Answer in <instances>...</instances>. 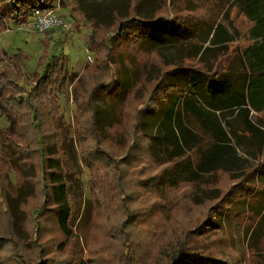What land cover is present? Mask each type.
<instances>
[{
	"label": "trees",
	"instance_id": "trees-1",
	"mask_svg": "<svg viewBox=\"0 0 264 264\" xmlns=\"http://www.w3.org/2000/svg\"><path fill=\"white\" fill-rule=\"evenodd\" d=\"M155 1L157 6L146 18L138 15V0L128 5L127 18L113 12L107 25L119 20L110 37L102 38L105 28L99 20L92 22L93 70L103 79L96 84L90 81L84 91L86 73L92 68L88 65L75 81L74 129L62 120L57 95L68 72L65 55H53L42 73L21 86L22 55L3 53L0 112L8 118L9 129L0 135L10 149L17 186L11 185L0 159V264H115L97 251L83 259L78 248H73L78 241L72 228L69 177L76 160L89 169L99 193L111 190L120 202L115 212L139 227L135 234L126 230L119 264H148V254L164 230L163 208L170 206L169 212L184 202L188 194L183 189L192 192V203L197 201L201 184L208 183L217 171L231 174L238 168L225 165L228 160L235 162L230 156L234 149L216 111L237 110V116H242L250 109L264 110V0H209L223 14H203L202 24L196 22L198 15L189 22L181 13L165 14L169 0ZM76 2L84 12L85 0ZM49 6L50 0H0V32L11 23H25L36 9ZM232 8L250 23L242 36L244 45H231L238 41L229 17ZM62 31L66 30L45 33L58 32L65 41ZM112 42L143 53L184 42L186 57H197L200 66L174 64L152 83L137 60L129 65L120 60L113 70ZM144 92H148V102L138 104L137 99L146 101ZM127 107H133L129 125ZM25 150L31 155L24 156ZM29 167L32 172H26ZM260 168L263 173V166H256L253 173L234 175L236 182L226 195L214 196L217 201L204 210L194 227L186 229L175 255L165 264H231L219 255L210 228H222L220 213L231 209L238 213L245 201L255 202L258 209L264 207V181L254 179ZM25 186H31V192L20 195ZM170 192H178L172 205ZM19 195L15 207L12 199ZM17 213L22 215L19 220ZM17 225L27 234L25 240L17 235ZM26 252L32 262L25 259Z\"/></svg>",
	"mask_w": 264,
	"mask_h": 264
},
{
	"label": "rangeland",
	"instance_id": "rangeland-1",
	"mask_svg": "<svg viewBox=\"0 0 264 264\" xmlns=\"http://www.w3.org/2000/svg\"><path fill=\"white\" fill-rule=\"evenodd\" d=\"M137 0H85L84 12L79 7L76 0H50L49 8L59 15L64 21L70 24L71 29L63 41V37L58 36V32L39 33L34 29L32 23V16L22 24H9V28L0 32V66L5 63L3 53L7 54L18 53L22 55L23 77L19 84L27 86L30 80L36 73H42L45 68V63L53 56L65 55L67 60V75L57 89V95L60 102V110L62 120L69 122L73 129L76 127L74 114L76 107L74 104V91L73 87L75 81L79 78L83 68L92 66L87 71L84 80V91L88 83L96 84L103 78L97 72H94V52L92 51L93 44V21L97 19L105 30L101 32V36L110 37L112 30L117 24H109L113 18V12H116L122 18H127V7H131ZM141 4L138 9V15L141 18H146L145 15L151 16L153 9L157 6L155 0H138ZM167 12L170 16L176 13L185 15V20L192 22L198 15L196 22L202 24L203 14L210 16H218L223 14L221 9L214 5L209 0H169ZM233 24L237 30L234 34L237 37V42L231 43L244 45L245 41L242 37L244 32L250 25L249 21L240 14L237 9L232 8L230 15ZM230 29L234 31V27L229 25ZM54 36V39H50ZM100 38V37H98ZM117 42H112L111 57L115 60V65H112L113 70H117L120 60L124 61L127 65L133 60L140 62L142 66L147 69L146 75L150 82H154L160 78L161 74L167 69L171 68L174 64H190L200 66V62L195 58H187V51L184 44L171 43L159 51L143 53L133 49L129 45H118ZM104 55V53H103ZM92 58L89 60L88 58ZM44 62V63H43ZM43 63V64H42ZM101 72V71H100ZM93 74V77H92ZM102 74H105V70ZM77 80V81H78ZM150 84V83H149ZM150 88V85H148ZM147 94V95H146ZM143 96L147 98L148 92H144ZM141 101L148 102L146 99H137L139 104ZM136 104V106L138 105ZM135 106V107H136ZM133 107L126 109V123L129 125L132 122L133 115L131 110ZM9 129L8 118L0 112V132H6ZM72 143L77 147L76 137L73 135ZM10 149L3 144L0 135V159L4 164L8 179L12 186H17V177L14 170V161L10 159ZM31 154L25 150L24 156ZM73 168V174L70 178L71 188L69 189V199L73 208V234L76 236L78 244L73 245V248H78L82 253V258L86 259L88 253L97 251L96 253L103 256L108 262L119 264V255L121 254V247L126 235V230L131 234L138 231V226L131 222H127L125 217L120 212H115L114 207H119L120 202L112 196L111 190L107 194L102 195L94 187L92 176L89 169L76 160ZM255 162L247 161L243 165L234 169V172L226 173L224 171H217L208 183L201 184L197 194L199 199L191 202V194L189 189H183L184 193L188 196L185 197L184 202L178 203L176 207H172L168 212L170 206L163 208L161 224L162 233H160L159 241L151 248L148 254V264H165L167 260L175 255L177 246L182 243L185 238L186 229L195 226L197 222L204 215V210L211 206L217 199L214 196L226 195L227 190L236 182L234 175H242L251 170ZM33 168L29 167L26 172H32ZM25 185H30L25 183ZM24 186V185H23ZM31 192V186H25L20 195H26ZM178 192H170L168 198L169 205H172L176 200ZM18 199H12L13 205L16 207ZM25 197V196H24ZM149 195H147L146 202H148ZM17 200V201H16ZM228 201V200H227ZM225 204V203H224ZM227 206V205H226ZM225 207V205H224ZM240 212L235 213L232 211L228 214L226 210L220 213V222L223 224L222 228H213L210 232L216 246L220 247V256L225 260H230L231 264H264V239H262L260 246H252L249 238V229L256 221L255 215L247 213L245 208ZM168 214V215H167ZM228 214V215H227ZM22 217L17 213L18 220ZM196 222V223H197ZM137 229V231H135ZM125 230V231H124ZM17 235L26 239L27 234L21 230L17 225ZM87 236V240H85ZM217 240L220 242L218 245ZM181 241V242H180ZM180 242V244H179ZM178 246V247H179ZM259 247V248H256ZM25 259L32 262L34 259L28 252L24 253ZM153 258H155L153 260ZM87 260V259H86ZM89 264V263H88Z\"/></svg>",
	"mask_w": 264,
	"mask_h": 264
},
{
	"label": "crops",
	"instance_id": "crops-1",
	"mask_svg": "<svg viewBox=\"0 0 264 264\" xmlns=\"http://www.w3.org/2000/svg\"><path fill=\"white\" fill-rule=\"evenodd\" d=\"M67 34V31L63 32L65 38ZM182 44H184V42ZM207 45L208 43H204L203 46ZM222 113L223 112L216 111L221 126L230 138L229 144L234 149L230 156L235 159L234 163L228 160V162H225V165H237L239 167L243 165L244 162L253 161L255 164L252 169H255L256 166H258V168L263 166L264 168V110L255 111L250 109L247 114H242V116H237V110H233L232 112L224 111V114ZM231 130L236 132L237 136H234ZM229 157L227 159H229ZM254 175L255 181H264V172L262 173V168L255 171ZM254 189L257 190L258 188L254 187ZM250 196H252V194ZM254 203L253 201H245L242 208H245L246 211H248L247 213L255 215L254 218H256V221L249 229L248 233L251 245L255 247L260 246L262 239H264V207L258 209ZM241 210L242 209H238L237 211L240 212ZM232 211L234 210L231 209L228 211V214ZM235 213H237L236 210Z\"/></svg>",
	"mask_w": 264,
	"mask_h": 264
},
{
	"label": "built area",
	"instance_id": "built-area-1",
	"mask_svg": "<svg viewBox=\"0 0 264 264\" xmlns=\"http://www.w3.org/2000/svg\"><path fill=\"white\" fill-rule=\"evenodd\" d=\"M32 23L34 29L39 33H45L55 29L66 31L71 29L70 24L64 21L59 15L55 14L49 7L36 9L32 15ZM88 59L91 60L90 57Z\"/></svg>",
	"mask_w": 264,
	"mask_h": 264
}]
</instances>
